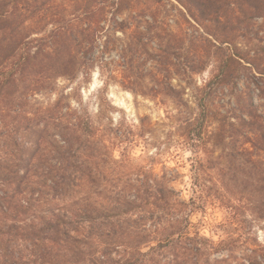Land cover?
Here are the masks:
<instances>
[{"label":"trees","instance_id":"obj_1","mask_svg":"<svg viewBox=\"0 0 264 264\" xmlns=\"http://www.w3.org/2000/svg\"><path fill=\"white\" fill-rule=\"evenodd\" d=\"M174 1L185 22L201 31L189 34V28L184 29L194 57L182 71L199 72L214 58L221 85L229 83L239 67L250 68L254 79L247 87L264 100V46L248 58L236 44L240 38L262 43L264 0ZM163 4L164 0H0V240L6 246L0 264H229L228 258L214 256L222 246L192 219L203 206L183 198L164 175L144 172L134 180L117 178L100 188L98 165L89 164L103 161V154L82 150L94 133L89 119L74 118L59 103L31 114L25 109L31 92L93 61L95 42L110 15L121 31L131 28L121 56L126 62L123 75L129 79L124 85L137 92L132 85L142 76L134 70L137 52L132 41L142 33L143 21L165 23L145 10ZM123 10L129 11L128 19L120 20ZM156 45L159 58H152L158 64L174 54L173 49L182 48L164 46L161 39ZM240 107L254 135L248 142L254 150H264V112L249 93ZM51 126L62 143L46 141ZM36 161L45 166L34 165ZM78 188L84 194L71 198ZM44 204L47 209H41ZM249 261L262 264L264 246L254 248Z\"/></svg>","mask_w":264,"mask_h":264},{"label":"rangeland","instance_id":"obj_2","mask_svg":"<svg viewBox=\"0 0 264 264\" xmlns=\"http://www.w3.org/2000/svg\"><path fill=\"white\" fill-rule=\"evenodd\" d=\"M179 7L174 0H164L163 5L145 8L165 23L143 21L142 33L132 41L137 52L134 70L142 76L132 85L137 92L124 85L129 79L123 75L126 62L121 56L127 35L132 37L131 28L121 31L110 15L95 42L93 61L75 74L57 76L48 86L31 92L25 109L31 114L59 103L74 118L89 119L94 133L82 150L103 154V161L89 164L98 165L101 174L96 183L100 188L117 178L134 180L144 172L164 175L183 198H193L196 205L203 206L192 219L203 234L222 246L214 256L228 258L229 264H250L253 249L264 246V150H254L248 142V136L254 135L242 119L247 116L240 106L249 93L264 112V100L247 87L254 79L250 68L239 67L231 81L221 85L214 58L199 72L182 71L181 66L194 57L184 29L189 28V34L201 31L185 22ZM128 15L123 10L118 17L124 20ZM158 39L164 46L182 48L173 49L175 53L162 57L158 64L152 58L159 53L153 50ZM247 41L240 38L236 44L248 58L264 46V39L262 43ZM169 86L174 90L167 89ZM53 133L57 129L51 126L46 141L62 143ZM34 165L45 163L36 161ZM79 188L71 198L84 194ZM45 208L48 206L42 205ZM5 252L0 240V255Z\"/></svg>","mask_w":264,"mask_h":264}]
</instances>
